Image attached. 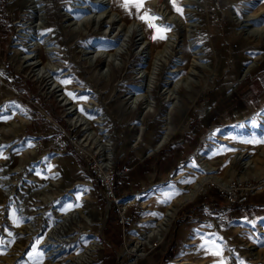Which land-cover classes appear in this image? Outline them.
<instances>
[{
  "label": "rangeland",
  "instance_id": "rangeland-1",
  "mask_svg": "<svg viewBox=\"0 0 264 264\" xmlns=\"http://www.w3.org/2000/svg\"><path fill=\"white\" fill-rule=\"evenodd\" d=\"M175 4L0 0V264H264V0Z\"/></svg>",
  "mask_w": 264,
  "mask_h": 264
},
{
  "label": "bare ground",
  "instance_id": "bare-ground-1",
  "mask_svg": "<svg viewBox=\"0 0 264 264\" xmlns=\"http://www.w3.org/2000/svg\"><path fill=\"white\" fill-rule=\"evenodd\" d=\"M101 3V2H100ZM189 3V2H188ZM104 4V3H103ZM190 4V3H189ZM188 4V5H189ZM113 4H112V2H111V7L109 8V11H110V13L112 14V15H117L118 17H119V19H121V17H120V14L119 13H117V11H115L114 10V8H113V6H112ZM107 6V5H106ZM84 8V7H83ZM108 12V11H107ZM166 12V11H165ZM163 14V13H162ZM113 17V16H112ZM115 17V16H114ZM162 17V16H161ZM166 18V17H165ZM257 18V16H253V17H249V18H246V19H243V21H251V20H255ZM116 21V20H115ZM119 22H120V20H119ZM135 22V21H134ZM137 22V21H136ZM85 24V23H84ZM123 24H124V22H123ZM136 25H137V23H136ZM118 26V25H117ZM139 26V25H138ZM134 27V26H133ZM124 28V27H123ZM131 28H132V26H131ZM139 28V27H138ZM138 30H141V32H140V34L139 35H141L140 36V43H141V45H143L144 47H147V43L149 42V40L148 39H150L151 40V37L149 36L150 35V31H149V29L147 28V27H145V26H143V25H141V27H140V29H138ZM151 30V29H150ZM261 32V31H260ZM152 33L158 38L159 37V33H157V31H156V29H154V28H152ZM157 38L155 39V40H157ZM152 41V40H151ZM168 43V42H167ZM153 45H154V42L152 41V45L150 44V46L151 47H153ZM143 48V47H142ZM161 51V50H160ZM159 52V51H158ZM114 54V53H113ZM26 59H25V62L27 61V60H29V59H32V57H30V56H27V57H25ZM34 63H36V62H34ZM29 65L30 64H33V62H30V63H28ZM33 67V66H32ZM252 68H253V66H251L250 68H248V70H247V72H249V71H251L252 70ZM246 72V73H247ZM43 73V72H42ZM46 73V72H45ZM175 73V72H174ZM50 76V75H49ZM175 83V82H174ZM176 85H177V83H176ZM58 87H60V86H58ZM61 89H63V86L61 87V88H59V89H57V90H61ZM62 93H64V95L65 96H67L66 95V92L65 91H63ZM67 98H68V96H67ZM172 98V97H171ZM136 99H137V97H136ZM68 100H69V98H68ZM69 102H73V100L71 99ZM73 105V104H72ZM75 105H77V104H75ZM74 106V105H73ZM207 118V117H206ZM164 142H166V139H164V138H162L161 140H158L155 144H154V147H153V149L152 150H156V149H158L160 146H161V144L162 143H164ZM238 156H237V158H240V159H247V155H246V152H244L243 151V149H240L239 151H238ZM247 163V162H246ZM193 167L190 165V166H187L186 167V170H191ZM202 169H203V172H205L204 174H202L201 176H200V179H199V181L198 182H196V184L195 185H193V187H192V189H191V191L187 194V195H184L183 197H182V199L183 200H187V199H189V198H192L194 195H195V193L197 192V190L203 185V184H205L206 182H213V183H215V184H220V186L221 187H224L225 189H228L229 187L225 184V183H221L220 182V178L217 176V175H215V174H209L210 172H212L213 170H215V167L214 166H212V165H207L206 163L201 167ZM182 174H185V173H182ZM196 174H199L197 171H196ZM180 204V203H179ZM177 206H173V207H169L166 211H165V213L163 214V216H162V218L157 222V224H156V226H155V228H153V229H150V230H148L147 232H144L145 234V237H151V235H153V234H163V233H165L166 232V230H167V228H168V226H169V224L171 223V221H172V219H173V217H174V215H175V213L177 212ZM11 217H12V215H11ZM82 217V216H81ZM155 220H156V218H155ZM17 221V220H16ZM142 234H143V232H141ZM146 233L148 234V235H146ZM150 233V234H149ZM93 236H97V234H94ZM138 236V235H137ZM135 237V236H134ZM142 240V239H141ZM140 240V241H141ZM157 240V239H156ZM155 241V240H154ZM133 243V242H132ZM135 244V243H134ZM49 248V250H48V252H47V254H48V256L50 257V260L54 257V256H56L57 254H58V251H59V248H57L56 246H49L48 247ZM90 249H92V250H94V251H96V250H98L99 249V244H98V241H94V244H93V246H92V248H90ZM90 252V251H89ZM93 254H95V253H93ZM84 257V256H83ZM94 257V256H93ZM87 258V257H86ZM92 258V257H91ZM90 259V258H89ZM81 260V259H80ZM91 260H93V261H95V259H91ZM72 262V261H71ZM69 264V263H68Z\"/></svg>",
  "mask_w": 264,
  "mask_h": 264
},
{
  "label": "snow or ice",
  "instance_id": "snow-or-ice-1",
  "mask_svg": "<svg viewBox=\"0 0 264 264\" xmlns=\"http://www.w3.org/2000/svg\"><path fill=\"white\" fill-rule=\"evenodd\" d=\"M172 2H173L174 7H176V10L182 14V9H180L178 6H176L175 0H172ZM144 3H145V0H125V7H128L129 5H131L132 7L136 8L137 10H140L144 7ZM139 18L141 20L145 21L149 25V27L156 29L157 33L160 34L159 35L160 39H165L163 32L167 31L169 29L166 26L165 27H159L155 23H153V21L160 19V17L152 16L148 13L147 10H145L144 15H141ZM156 38H157L156 36L153 37V39H156ZM246 142L252 143L254 141H246ZM258 143H264V140L258 141ZM185 182H187V181H185ZM177 194H179V193H177ZM215 254L218 255L219 253L217 252Z\"/></svg>",
  "mask_w": 264,
  "mask_h": 264
},
{
  "label": "crops",
  "instance_id": "crops-1",
  "mask_svg": "<svg viewBox=\"0 0 264 264\" xmlns=\"http://www.w3.org/2000/svg\"><path fill=\"white\" fill-rule=\"evenodd\" d=\"M264 72H261L260 74H259V76H261L262 74H263ZM259 76H257L256 78H254V79H251L250 80V82H248L247 83V88H249V90H252L253 91V93L255 94V95H259V93H261V88H259V84H260V78H259ZM207 118H205V119H207L206 121H208L210 118H209V116H206ZM205 124V123H204ZM203 124V125H204ZM176 144L175 145H172V149H175L176 148Z\"/></svg>",
  "mask_w": 264,
  "mask_h": 264
},
{
  "label": "built area",
  "instance_id": "built-area-1",
  "mask_svg": "<svg viewBox=\"0 0 264 264\" xmlns=\"http://www.w3.org/2000/svg\"><path fill=\"white\" fill-rule=\"evenodd\" d=\"M120 222H123V214H121Z\"/></svg>",
  "mask_w": 264,
  "mask_h": 264
}]
</instances>
